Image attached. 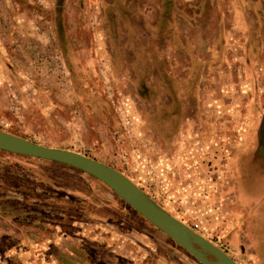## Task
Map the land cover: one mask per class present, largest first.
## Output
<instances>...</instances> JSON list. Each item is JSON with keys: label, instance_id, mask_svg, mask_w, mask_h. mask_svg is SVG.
<instances>
[{"label": "rangeland", "instance_id": "rangeland-1", "mask_svg": "<svg viewBox=\"0 0 264 264\" xmlns=\"http://www.w3.org/2000/svg\"><path fill=\"white\" fill-rule=\"evenodd\" d=\"M112 2L0 0V129L119 169L242 260L225 227L237 190V148L255 149L240 186L254 199L264 193V75L258 83L251 69L264 73L262 42L241 37L239 14L229 0H217V39L198 45L203 52L214 45L198 98L193 80L206 58L175 57L180 72L172 74L138 66L123 51L126 42L107 38L102 7ZM259 224L264 230V218ZM125 261L202 264L98 178L0 149V264Z\"/></svg>", "mask_w": 264, "mask_h": 264}, {"label": "crops", "instance_id": "crops-1", "mask_svg": "<svg viewBox=\"0 0 264 264\" xmlns=\"http://www.w3.org/2000/svg\"><path fill=\"white\" fill-rule=\"evenodd\" d=\"M193 0L190 1V3ZM149 2V3H146ZM177 2V3H176ZM178 3H182V0H145V7H140L139 4L134 3V10L137 8L138 11L144 9L141 13L142 22L141 25H138L134 19L128 18L127 21L124 20V26L128 29L126 34L129 35L128 40L136 42L137 48L135 56L137 58H149L155 59L160 56H169L172 57L174 54L179 53L181 57H188L193 54V43L200 40V37L194 34V27L197 26L198 18L193 16L192 13H186V17L178 16V12L172 16L170 11L178 8ZM240 5L235 7V11L239 14V26L241 36L248 34V31L253 30V23L247 18V11L255 9V27L261 25L262 15L264 14V1L263 0H240ZM172 6V7H171ZM130 7V6H129ZM131 8V7H130ZM190 10V9H189ZM156 11L160 16L153 17V12ZM177 11V10H176ZM182 15V14H181ZM116 25L123 26V20L115 23ZM263 24V23H262ZM212 23H208V26H211ZM224 35H226V23L224 22ZM141 27L143 30L142 35H135V30ZM189 29L190 33L184 35L183 27ZM173 30V31H172ZM131 35L133 37H131ZM171 38L173 37L176 44L172 46H167L166 48H160L157 45L159 38ZM256 40L264 42V35L255 36ZM259 38V39H258ZM168 41V39H167ZM170 42V40H169ZM186 43V44H185ZM194 46V45H193ZM199 51V50H198ZM200 52V51H199ZM200 56V54H198ZM178 71V70H177ZM262 82V80H258ZM258 116L254 119V136L258 138V125L262 123V118L257 119ZM251 119V118H250ZM246 137V134H245ZM255 149H236V176L238 177L235 181V186L237 190L234 192V205L231 208L232 214L229 217V223L226 225L227 235H229L228 240L229 244L235 252L240 254V259L238 260L235 255H229L237 259L236 261L240 264H264V230L259 231V221L264 218V210H262V204L264 202V193L260 198L254 199L251 198V194H247L246 189L243 186H240L239 175H242L243 172V162L247 160V153L253 154ZM245 151V152H244ZM251 157V156H250ZM252 162V160H251ZM264 169V163L261 161L259 164ZM246 169V166H245ZM240 172V174H239ZM264 183V180L262 181ZM264 185V184H263Z\"/></svg>", "mask_w": 264, "mask_h": 264}, {"label": "water", "instance_id": "water-1", "mask_svg": "<svg viewBox=\"0 0 264 264\" xmlns=\"http://www.w3.org/2000/svg\"><path fill=\"white\" fill-rule=\"evenodd\" d=\"M0 149L64 163L80 169L104 182L202 264H240L216 243L164 209L127 175L110 165L79 152L42 145L1 129Z\"/></svg>", "mask_w": 264, "mask_h": 264}, {"label": "flooded vegetation", "instance_id": "flooded-vegetation-1", "mask_svg": "<svg viewBox=\"0 0 264 264\" xmlns=\"http://www.w3.org/2000/svg\"><path fill=\"white\" fill-rule=\"evenodd\" d=\"M135 1H136V4H139L140 7H142V8H144L145 5H146L145 4V0H113V2L111 3L112 4L111 6L110 5H107L106 7H104V6L102 7V9L104 10V12L101 15V23L105 27L108 26V25H110L109 34L107 35V38L109 36L108 39L111 42L112 41H116V40H118L119 42H122V41L126 42L127 45H125V48L123 49V51L125 52V54L128 57H131V58H134V59L136 58L137 61H139L138 64H140L138 66H141L142 64H144V65H146L145 67H147V65H148L149 68H150L149 71L151 73H153V74H155V73L156 74L157 73H159V74L166 73L165 70L168 73H171V74L174 73V72L175 73L180 72V67H179L178 62L173 60L175 57L176 58L179 57V58H182V59L184 58L186 60L187 59H190V58H192V59L193 58H197L198 60H201V61H203L206 58L207 61L203 62L202 65H201V67L203 66V71L202 72H198L197 73L198 75L196 77L197 79L194 78V80H193V82H195L197 80V82H195L196 83L195 85L198 88H200L199 90H195L196 93L194 95V96H196V97L199 98L201 96V94H200L201 93V88H202V85H203L204 79H205V74L204 73L207 70V68H210L211 67L210 58H212V55H213L212 52H213V49H214V45H211V46L209 45L208 48L206 50H204V52L201 51L198 48V45H200L201 42L204 43V45L206 43H212V42H215L216 39H217L216 32H214V30L212 29V27L214 26L213 22L214 21L216 22V20L214 19V17L212 18V15H211L212 14L211 12H212L213 7L215 8V5L217 4V0H207V1L206 0L205 1H202V0H193L191 3H190L191 0H182V3H180V5L178 3V8L176 9L177 11L175 9H173L174 7L171 6L172 8H170L171 9L170 14L172 16H174L178 12L177 13L178 16L186 17V15H187L186 13H189L190 14V13L193 12V16H196L198 18V21H196L198 23V25L197 26L195 25V27H194V34L197 35V36H199L200 37V40L199 41H196L195 43H193L194 46L192 45V47H193V51L195 50V52H193V54L189 55L188 57H181V55L179 53H172V54H174V56L169 57L168 55L167 56L166 55L163 56L164 55V53H163L162 56H160L159 58H155V59L137 58L135 56V53H136V50L135 49L137 48V44H136V42H134L132 40H128L129 35L126 34L127 33L126 30L128 28L124 26L125 25L124 24V20L127 21V19L128 18H131L132 14H133L132 19H134L135 22L138 25H141V22H142L141 13H142V11L144 9H141V11H138L139 9L136 8L134 10V6L133 5H134ZM231 1L232 0H229V3L233 6V11H235V7H238L240 5V3H239L240 0H234V2H231ZM146 3H149V2H146ZM108 9H109V11L112 12V18H114L113 21H111L110 23L109 22L108 23L105 22L106 20H108V17H107L108 16V12H107ZM248 13L251 14V18H248ZM255 13H256L255 12V9H251L250 11H247V18L249 19V21H251L253 23L254 26H253V30L248 31V34H246V35L243 36L246 41H248V40H254V41L258 42L260 40H256L255 39L256 38L255 36H261V34L264 35V14L261 16L262 17V19L260 21L261 22V25L259 24L258 27H257V25L255 27V17H256L254 15ZM210 15H211V17H210ZM127 16H128V18H127ZM152 16L153 17H157V16H160V15L156 11H154ZM121 19L123 20V26L116 25L115 23L117 22V20L118 21H121ZM238 22H239V18H238ZM238 22H235V24L237 25ZM208 23H212V25L211 26H208ZM117 27L119 28L118 30H116ZM138 27L139 26L136 27L137 29L135 30V35H137V34L138 35H140V34L142 35L143 30L141 29V27L140 28H138ZM200 27H202L204 29L203 32H199L198 31ZM183 28H184L183 29L184 35L190 33V31L187 28V26L186 27H183ZM210 29H211V32H210ZM254 30L256 32H254ZM239 31H240V29H239ZM241 33H243V32H241ZM241 33H240V36H241ZM143 35H144V33H143ZM220 36H221L220 37V40H221V39H224L226 35H224V32H222V34ZM131 37H133V36L131 35ZM159 39L160 40L157 42V45L160 48H166L169 45L172 46V45L176 44L174 42L173 37L171 38V36H170V38L161 37ZM167 39H168V41H167ZM169 40H170V42H169ZM257 50H258V52H259V50H260V52L262 51V53L264 52V42H262V47H259V46L257 47ZM198 54H200V56ZM161 58L162 59L164 58V64L159 63V59H161ZM259 58H260V56L258 55L256 61ZM262 58H264V55L263 54H262ZM197 64H199V63H197ZM251 69L254 70V71L257 70V73L259 75V79L262 80V82H258V80H259L258 79L257 82L258 83H263V76H262V74L264 75V73L262 72L263 69L261 68V70L258 71V68L257 67L253 68V65H252ZM193 85H194V83H193ZM249 129H250V126H249ZM252 132H254V128L252 129ZM230 156H229V158H230ZM229 158H228V161H229ZM93 159H95V158H93ZM228 164H229V162H228ZM199 231L202 233V235L205 236V234H204V232L202 230H199ZM209 240H211V239H209ZM220 247L224 251H226V248H223L222 246H220ZM113 251H115V250H113ZM125 262L128 263V264H130L129 261H125ZM81 264H84V263L82 262ZM131 264H133V263H131Z\"/></svg>", "mask_w": 264, "mask_h": 264}]
</instances>
